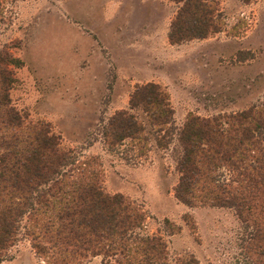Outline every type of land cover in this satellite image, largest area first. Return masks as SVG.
Listing matches in <instances>:
<instances>
[{
	"label": "rangeland",
	"instance_id": "obj_1",
	"mask_svg": "<svg viewBox=\"0 0 264 264\" xmlns=\"http://www.w3.org/2000/svg\"><path fill=\"white\" fill-rule=\"evenodd\" d=\"M178 6L173 0H3L0 58L18 63L7 65L10 103L26 123L47 124L104 193H119L137 209L136 232L159 240L161 264L189 258L246 264L231 209L175 198L169 149L157 148L150 134L124 140L123 154L100 139L108 119L127 109L130 93L145 83L165 94L177 126L187 116L234 114L264 100V0H216V31L172 43L167 34ZM135 113L145 120L142 108ZM30 242L21 229L0 264H47ZM102 251L75 264L118 263Z\"/></svg>",
	"mask_w": 264,
	"mask_h": 264
},
{
	"label": "trees",
	"instance_id": "obj_2",
	"mask_svg": "<svg viewBox=\"0 0 264 264\" xmlns=\"http://www.w3.org/2000/svg\"><path fill=\"white\" fill-rule=\"evenodd\" d=\"M173 1L179 6L169 25L170 42L216 31V0ZM8 64L18 63L0 58V261L23 229L47 264H75L102 250L117 264H161L159 240L136 232L137 209L119 193H104L84 162L60 148L47 124L26 123L10 103L14 80ZM139 107L145 120L135 113ZM100 134L108 151L121 154L124 140L147 134L157 148L169 149L178 176L175 198L189 206L231 209L241 228L245 263L264 264V100L259 108L234 114L187 116L177 126L165 94L145 83L134 88L127 109L114 112Z\"/></svg>",
	"mask_w": 264,
	"mask_h": 264
}]
</instances>
